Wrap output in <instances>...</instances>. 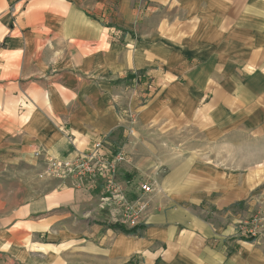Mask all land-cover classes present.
<instances>
[{"label": "crops", "instance_id": "obj_1", "mask_svg": "<svg viewBox=\"0 0 264 264\" xmlns=\"http://www.w3.org/2000/svg\"><path fill=\"white\" fill-rule=\"evenodd\" d=\"M101 137L134 223L50 172ZM255 212L264 0H0V264H264Z\"/></svg>", "mask_w": 264, "mask_h": 264}, {"label": "built area", "instance_id": "obj_2", "mask_svg": "<svg viewBox=\"0 0 264 264\" xmlns=\"http://www.w3.org/2000/svg\"><path fill=\"white\" fill-rule=\"evenodd\" d=\"M137 80L147 81L145 74H137ZM147 82H152L147 81ZM129 161L128 154L120 147L110 144L106 137L97 139L89 149L79 152L72 159L53 160L50 168L52 175L58 178H71L78 187L101 188L103 198H120L125 202V215L134 223L144 205L127 202L122 199V190L119 183L120 169ZM143 192L152 190L148 184L141 185ZM127 200V201H126ZM261 218L254 216L250 221L239 223L237 233L248 238L259 236V223Z\"/></svg>", "mask_w": 264, "mask_h": 264}, {"label": "trees", "instance_id": "obj_3", "mask_svg": "<svg viewBox=\"0 0 264 264\" xmlns=\"http://www.w3.org/2000/svg\"><path fill=\"white\" fill-rule=\"evenodd\" d=\"M111 226L114 228L120 229L126 233H135L137 231V228H138V227H134V228L128 229L123 224H120V223H114V224H111ZM139 227H143V225H141ZM248 239L254 240V238H248Z\"/></svg>", "mask_w": 264, "mask_h": 264}, {"label": "rangeland", "instance_id": "obj_4", "mask_svg": "<svg viewBox=\"0 0 264 264\" xmlns=\"http://www.w3.org/2000/svg\"><path fill=\"white\" fill-rule=\"evenodd\" d=\"M113 145V144H112ZM115 147L117 146V145H114ZM119 147V146H118ZM120 148H122V147H120ZM123 149V148H122ZM124 150V149H123ZM127 164V163H126ZM126 164H123L122 165V167H121V171L123 170V169H125L126 168ZM120 171V172H121ZM53 176V175H52ZM122 176H121V174H119V180H120V178H121ZM259 216L260 218H261V221H260V223H259V230H260V225L262 224V223H264V215L262 214V213H257V212H255L254 214H252V216H250L249 218H247L246 220H248V221H250L254 216ZM243 221H245V220H243ZM259 237V236H258Z\"/></svg>", "mask_w": 264, "mask_h": 264}]
</instances>
